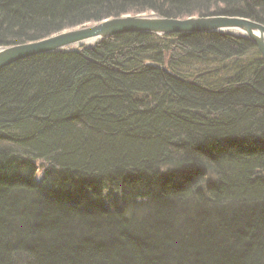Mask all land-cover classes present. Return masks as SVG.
<instances>
[{"label":"trees","instance_id":"obj_1","mask_svg":"<svg viewBox=\"0 0 264 264\" xmlns=\"http://www.w3.org/2000/svg\"><path fill=\"white\" fill-rule=\"evenodd\" d=\"M142 12L264 25V0H0V46ZM0 264H264L256 46L128 32L0 68Z\"/></svg>","mask_w":264,"mask_h":264},{"label":"water","instance_id":"obj_2","mask_svg":"<svg viewBox=\"0 0 264 264\" xmlns=\"http://www.w3.org/2000/svg\"><path fill=\"white\" fill-rule=\"evenodd\" d=\"M128 32L157 35L216 32L248 38L264 58V25L248 18L226 15L171 18L151 14H122L81 27L66 29L47 37L0 46V68L34 55L90 47L98 41ZM92 42L91 44H86ZM167 73L166 66L152 63ZM171 74V73H170Z\"/></svg>","mask_w":264,"mask_h":264},{"label":"rangeland","instance_id":"obj_3","mask_svg":"<svg viewBox=\"0 0 264 264\" xmlns=\"http://www.w3.org/2000/svg\"><path fill=\"white\" fill-rule=\"evenodd\" d=\"M152 12H142V13H137V14H151ZM125 14H130V13H125ZM193 16H197V15H193ZM90 23H95V21L94 22H90ZM88 24V23H87ZM86 24V25H87ZM82 26V25H81ZM81 26H76V27H81ZM74 28V27H73ZM70 29V28H69ZM64 30H66V29H64ZM63 31V30H62ZM235 36H237V35H235ZM101 41V40H100ZM99 42V41H98ZM82 47V46H81ZM81 47H79V48H81ZM258 50V49H257ZM248 56H252V54H250V55H248ZM262 56V55H261ZM239 60H241V59H239ZM243 61H245V58H243L242 59ZM242 61V62H243ZM187 64H189V63H187ZM226 64V63H225ZM220 65L219 66V68L217 69V74L219 75L223 70H224V68H225V66L226 65ZM240 64H242L240 61L239 62H236L235 63V65H233L234 67H236L237 65H239L240 66ZM9 65V64H8ZM7 66V65H6ZM211 66H207L206 64H202V63H196V62H192L191 63V65L189 66V67H186L185 68V71L187 72V73H194V72H196V71H199V70H202V69H204V68H210ZM41 163H43V164H41ZM35 165L37 166V172H36V176H39V178L41 177V173H42V171H43V168H46L47 167V165H48V163H46V162H42V161H40V162H35ZM42 167H41V166ZM41 167V168H40ZM181 209H182V207H180ZM139 211H143V212H146V213H148V211H146V209H141V210H139ZM138 216H140V214L138 215L137 214V218H139ZM144 217V215H142V218Z\"/></svg>","mask_w":264,"mask_h":264},{"label":"bare ground","instance_id":"obj_4","mask_svg":"<svg viewBox=\"0 0 264 264\" xmlns=\"http://www.w3.org/2000/svg\"><path fill=\"white\" fill-rule=\"evenodd\" d=\"M188 17H191V16H188ZM185 18H187V17H185ZM92 42H87L86 44H91Z\"/></svg>","mask_w":264,"mask_h":264}]
</instances>
